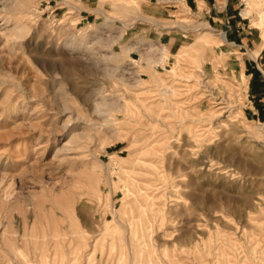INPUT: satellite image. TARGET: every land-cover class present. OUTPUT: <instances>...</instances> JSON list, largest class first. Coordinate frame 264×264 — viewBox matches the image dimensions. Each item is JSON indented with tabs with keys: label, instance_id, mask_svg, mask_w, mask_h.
<instances>
[{
	"label": "rangeland",
	"instance_id": "1",
	"mask_svg": "<svg viewBox=\"0 0 264 264\" xmlns=\"http://www.w3.org/2000/svg\"><path fill=\"white\" fill-rule=\"evenodd\" d=\"M230 2L237 9L224 23L232 37L222 45L221 23L209 22L189 0H33L20 21L0 11V264H139L135 227L147 243L146 264L261 262L264 115L249 112L252 73L264 78V26L254 23L264 5L245 17L246 0ZM18 22L24 26L11 35ZM201 36L204 44L170 73L175 57L163 61L162 53ZM232 46L242 53L233 55ZM166 85L177 99L162 93ZM221 95L235 100L231 109L260 144L233 132ZM140 130L159 149L157 168L167 182L151 229L145 221L129 227L124 211L135 202L123 186L137 192L154 158L143 143L132 147ZM113 208L119 216L110 224Z\"/></svg>",
	"mask_w": 264,
	"mask_h": 264
},
{
	"label": "bare ground",
	"instance_id": "2",
	"mask_svg": "<svg viewBox=\"0 0 264 264\" xmlns=\"http://www.w3.org/2000/svg\"><path fill=\"white\" fill-rule=\"evenodd\" d=\"M128 2H134L135 0H127ZM32 3H33V0H0V11L2 10V11H7V12H10V13H13L14 15H16V17L15 18H18V20L20 21L22 18H26V17H28V15H29V13L31 12V11H33V10H31V8H32ZM261 3H262V5H264V0H246V7H244L243 9H242V13H243V15L245 16V17H249V16H251V14H252V10H253V8L256 6V4L259 6V5H261ZM180 4V3H179ZM227 7V6H226ZM195 12V11H194ZM197 13V12H196ZM254 13V12H253ZM258 16H259V18H260V20L259 21H257V22H254L255 23V25H256V27H258V28H262L263 26H264V10L263 9H261V10H259L258 11ZM23 20V19H22ZM137 20V19H136ZM182 21H186V20H182ZM210 24V23H209ZM209 24H207V28H210V26H209ZM19 26H24L23 24H21L20 22H18L17 23V25H16V27H14V29H12L11 31H10V34L11 35H15V34H17L18 33V30H17V27H19ZM205 36H201L195 43H193V44H190V45H188V46H183L178 52H176V53H170V52H163L162 53V56H161V59L163 60V61H167L168 60V58H169V56L170 55H173L174 57H175V62H174V65H173V67H172V69H170V73H173V75L174 74H178V71H179V68H181L182 66H181V63H182V60L184 59V58H186L187 56H192V50L191 49H198L199 47H201L203 44H204V42H205V40H203V38H204ZM225 40H226V37H225V34L224 33H221V35H220V37H219V43L222 45V44H224V42H225ZM227 41V40H226ZM229 43V42H228ZM231 44V43H230ZM233 44V43H232ZM233 45H235V44H233ZM233 48H234V46H232ZM262 49H264V42L260 45V47H259V50H258V52H260ZM206 52H207V50H205ZM232 52V54L233 55H237V54H239V53H242L239 49H237V48H234V50L233 51H231ZM257 53V52H256ZM205 54V53H204ZM206 56V55H205ZM207 58V57H206ZM204 60V59H203ZM139 61H141V59L139 60ZM139 63V62H138ZM223 63V62H222ZM227 63V62H226ZM146 68V67H145ZM215 71V70H214ZM246 73V72H245ZM217 75H219V74H217ZM246 75V74H245ZM182 79V78H181ZM174 80V79H173ZM210 80V79H209ZM209 80H206L205 78H202L201 79V82H202V84L205 86V87H209ZM200 81V80H199ZM247 81V80H246ZM55 82H57V80H55ZM137 82H139V83H141V81L140 80H138ZM175 85V84H174ZM204 87V88H205ZM58 89H60V91L61 92H65V90H63V87H61V86H59L58 87ZM158 89H159V87H158ZM160 90H164L165 92H162V93H169L170 95H172L175 99H177L176 98V95L177 94H179L178 92H177V89L176 88H174V86L173 85H166V86H163V87H161L160 88ZM205 91V90H204ZM166 96V95H165ZM196 96V95H195ZM156 97V94H154V95H151V96H148L146 99H150L149 100V102L150 103H156V101H157V99L158 98H155ZM209 97V96H208ZM193 98V97H192ZM220 98V97H219ZM146 99H141L140 98V100L141 101H145ZM240 99V98H239ZM114 100H116V99H114ZM183 100H184V98H183ZM160 101V100H159ZM202 101V100H201ZM235 100L233 99V98H230L229 96L227 97V96H223L222 97V95H221V98H220V101L218 102V104L220 105L219 106V108H220V110L222 109V113H223V116H225L224 118H225V121H227L228 122V125L231 127V128H233V132L234 133H237L238 134V136L240 137V138H242L243 139V141L244 142H252V144H253V142H256V143H258V144H260V142H259V140L257 139V131L254 129V128H252L251 126H249V125H246V124H243L239 119H238V117L240 116L239 115V110H234V109H231L232 108V103L234 102ZM102 102H104V101H102ZM102 102L100 101V103L102 104ZM108 102H110V103H112L113 104V102H111V101H108ZM99 103V102H98ZM97 103V104H98ZM99 103V104H100ZM172 104H176V105H180L181 103H183V101H173L172 100V102H171ZM187 103V102H186ZM115 105V104H114ZM148 105V104H147ZM98 106V105H97ZM103 106V105H102ZM113 106V105H112ZM238 106H239V104H238ZM100 107V106H99ZM121 107V106H120ZM170 107V106H169ZM109 109H110V107H109ZM120 109V108H119ZM185 110V109H184ZM188 111V110H187ZM216 112H218V111H216ZM189 113V112H188ZM227 113V114H226ZM146 114V113H145ZM210 115V114H209ZM216 116V115H215ZM175 117V116H174ZM171 118V117H170ZM207 118V117H206ZM223 118V117H222ZM191 119V118H190ZM214 119V118H213ZM206 120V119H205ZM198 121H199V119H198ZM222 121H223V119H222ZM191 122V121H190ZM187 123H189V120H188V122ZM220 123V122H219ZM206 124V123H205ZM213 124V123H212ZM174 125V124H173ZM189 125V124H188ZM197 125V124H196ZM212 126V125H211ZM222 126V125H221ZM228 126V127H229ZM177 127V126H176ZM196 127V126H195ZM208 127V126H207ZM131 128V127H130ZM200 128V127H199ZM216 128V127H215ZM136 129V128H135ZM194 129V128H193ZM178 130V129H177ZM186 130V129H185ZM232 130V129H231ZM184 131V130H183ZM189 131V130H188ZM195 131V130H194ZM193 131V132H194ZM228 131V130H227ZM223 132V131H222ZM156 133V132H155ZM216 134V133H215ZM217 134H219V133H217ZM222 134V133H221ZM133 135V134H132ZM189 135V134H188ZM160 136V135H159ZM85 136H83V138H84ZM198 137V136H197ZM223 137V136H222ZM132 138V137H131ZM225 138V137H224ZM150 139V138H149ZM160 140V139H159ZM158 140V141H159ZM209 140V139H208ZM210 141V140H209ZM227 141V140H226ZM169 142V141H168ZM138 143H143V146H142V148H141V150L143 149L144 151V153H151L153 156H154V158H151V159H149L148 161L149 162H147L146 163V165H145V168H144V175L146 176L145 177V179H143L142 180V182L141 183H139L138 184V191L137 192H135L134 190H132L129 186H126V184H125V186H123L124 188H125V196H126V198L128 199V200H130V198L131 197H133L134 198V204H128L127 206H126V210H124V211H126L128 214H129V220H130V226L129 227H133V224H135V223H137L138 222V225L140 226V224H143V221H145L146 222V224H147V228L148 229H151L152 228V216H151V214L152 213H154L155 211H158V210H160V203H159V196H160V194L162 193V190L160 191V187H163L164 185H166L167 186V182H166V180H164L163 179V175L161 174V171H159L158 170V166H157V163H158V161H157V155L159 154V149L157 148V146H155V145H151L150 146V144L148 143V136H147V133H144L143 131H137L136 133H135V135H134V137H133V142H132V147L133 146H135L136 144H138ZM171 143V142H170ZM202 143H204V142H202ZM210 143V142H209ZM255 144V143H254ZM187 145H189V143L187 144ZM204 145V144H203ZM257 145V144H256ZM150 146V147H149ZM198 148V147H197ZM215 148V147H214ZM211 149H213V148H211ZM201 154V153H200ZM203 154V153H202ZM204 155V154H203ZM113 156V155H112ZM202 156V155H201ZM205 157H206V155H204ZM146 160V159H145ZM121 161V160H120ZM140 161H142V160H140ZM196 161V160H195ZM197 161H199V159L197 160ZM201 161V160H200ZM138 163V162H137ZM200 163V162H199ZM198 163V164H199ZM204 163V162H203ZM119 164V163H118ZM122 164V163H121ZM139 164V163H138ZM141 164V163H140ZM209 164H207V166H208ZM128 166V165H127ZM125 167V166H124ZM132 168H133V166H131ZM207 168V167H206ZM137 169V168H136ZM130 170V169H129ZM136 171V170H135ZM132 173V172H131ZM136 173V172H135ZM139 174V173H138ZM217 174V173H216ZM135 175V174H134ZM149 175H153V176H155V177H153V178H155V179H153V178H148V176ZM227 174H224V172H222V173H220V177L223 179H226L227 181H229V182H235L234 180H231V179H229V178H227V176H226ZM204 176V175H203ZM218 177V176H217ZM119 179V178H118ZM117 179V180H118ZM129 179V178H128ZM179 180V179H178ZM177 180V182H178V185H179V181ZM120 181H123V179H121ZM129 181V180H128ZM132 181V180H131ZM215 182V181H214ZM121 183V182H120ZM163 183V184H162ZM236 183V182H235ZM130 184H132V183H130ZM176 184V183H175ZM121 185H123V184H121ZM161 185V186H160ZM135 187V186H134ZM121 188V187H120ZM178 190V189H177ZM163 194V193H162ZM161 194V195H162ZM260 198V197H259ZM262 200V199H261ZM130 202V201H129ZM263 202V201H262ZM261 202V203H262ZM213 204H215V203H213ZM259 205V204H258ZM258 205H256L255 204V206H258ZM122 207V206H121ZM210 207H211V205H210ZM219 208H220V205L218 206ZM213 210V209H212ZM151 211V212H150ZM111 212H113L114 213V217H113V219H110V220H108V223H110V224H113V222H116V221H118V216H119V213H118V208L116 209V208H113V211H112V209H111ZM121 212V211H120ZM122 216H123V214H122ZM229 216V215H228ZM154 218H155V216H154ZM228 218V217H227ZM216 219L218 220V218L216 217ZM261 219V218H260ZM127 220V219H126ZM214 220H215V218H214ZM247 220V219H246ZM249 220V219H248ZM264 221V220H263ZM254 223H255V225L256 226H261L262 225V223H260V221L259 220H257V218H256V220H254ZM136 226V225H135ZM146 226V225H145ZM159 226V225H158ZM213 227H215V224H214V226ZM236 227V226H235ZM234 227V228H235ZM243 227V226H242ZM252 227V226H251ZM199 228V227H198ZM210 228H212V226L210 227ZM241 228V227H240ZM247 228H248V226H247ZM257 228V227H256ZM125 229V228H124ZM131 229V228H130ZM260 229V228H259ZM126 230V229H125ZM145 230H146V228H145ZM205 230H206V228H205ZM208 230V229H207ZM206 230V231H207ZM240 230V229H239ZM242 230H243V228H242ZM248 230V229H247ZM127 231V230H126ZM139 231L140 230H138V228L137 227H135V232H136V234L138 235V239H139V242H137V244H138V246H139V244H140V248H141V254H140V257H139V254H138V258H139V264H146V260H147V258L148 257H146L145 255H144V245L145 244H147L146 243V240H145V238L143 237V235H142V233H139ZM157 231V230H156ZM230 231V230H229ZM237 231V230H236ZM241 231V230H240ZM150 232H152L151 230H150ZM216 232V231H215ZM247 233H248V231H246ZM130 233H131V231H130ZM133 233H134V231H133ZM201 233V235H203V233L205 234V232H200ZM199 233V234H200ZM227 233V232H226ZM237 233V232H236ZM242 233H243V231H242ZM148 234V233H147ZM214 234V233H213ZM216 234V233H215ZM239 235H240V233H238ZM244 234V233H243ZM253 234V233H252ZM193 236V235H192ZM196 236V235H195ZM194 236V237H195ZM249 236V235H248ZM134 237V235H132V238ZM154 237V236H153ZM239 237V236H238ZM6 238H7V236H6ZM150 238V237H149ZM196 238V237H195ZM215 238V237H214ZM217 238V237H216ZM214 239V240H217V239ZM229 238V237H228ZM250 238V237H249ZM2 238H0V240H1ZM124 239V238H123ZM134 239V238H133ZM132 239V240H133ZM151 239V238H150ZM150 239H148V240H150ZM199 239V238H198ZM240 239V238H239ZM242 239V238H241ZM243 239H245V237H244V235H243ZM247 239H248V237H247ZM191 240V239H190ZM250 240V239H249ZM181 241V240H180ZM207 241V240H206ZM237 241V240H236ZM127 242V241H126ZM151 241H149V243H150ZM177 242V241H176ZM192 242V241H191ZM200 242V241H199ZM228 242V241H227ZM257 242V241H256ZM178 243V242H177ZM182 244L184 243V242H181ZM185 243H187V240H186V242ZM188 243L190 244V242H189V240H188ZM208 243V242H207ZM136 244V245H137ZM151 244V243H150ZM220 244V243H219ZM256 244V243H255ZM4 245V244H3ZM158 245V247L160 246V244H157ZM185 245V244H184ZM194 245V244H193ZM153 247H151V248H154V245H152ZM165 246V245H164ZM181 246H183V245H181ZM190 246V245H189ZM253 245H251V247H252ZM116 247V246H115ZM137 247V246H136ZM216 247V246H215ZM234 247V246H233ZM113 248V247H112ZM147 247H145V249H146ZM174 248V247H173ZM237 248V247H236ZM179 249H182V248H179ZM4 250V249H3ZM6 250V249H5ZM138 250V249H137ZM163 250V249H162ZM174 250V249H173ZM214 250L215 249H213V252H214ZM237 250V249H236ZM139 251V250H138ZM164 251V250H163ZM243 251V250H242ZM8 252V251H7ZM161 252V251H160ZM166 252V251H165ZM174 252V251H173ZM188 252V251H187ZM207 252V251H206ZM212 252V253H213ZM258 252V251H257ZM147 253V252H146ZM237 253V252H236ZM167 254V253H166ZM173 254V253H172ZM189 254V253H188ZM148 255V254H147ZM209 255V254H208ZM237 255V254H236ZM129 256V255H128ZM153 256H154V253H153ZM159 256V255H158ZM160 256H162V255H160ZM165 256V255H164ZM192 256V255H191ZM214 256V255H213ZM13 257H14V255H13ZM200 257H201V255H200ZM217 257V256H216ZM215 257V258H216ZM257 257H259L260 258V260H261V262L259 263V264H264V252H262V253H260L259 254V256H257ZM136 258H137V256H136ZM122 259V258H121ZM176 259H177V262L180 260V258L179 257H176ZM26 260V259H25ZM105 260V259H104ZM108 260V259H107ZM123 260V259H122ZM137 260V259H136ZM154 260V259H153ZM226 260V259H225ZM148 261H150V259L148 260ZM228 261V260H227ZM151 262V261H150ZM212 262H213V260H212ZM226 262V261H225ZM224 262V263H225ZM12 263V262H11ZM211 263V262H210ZM231 263V262H230ZM13 264H15V263H13ZM29 264V263H28ZM137 264H138V262H137ZM150 264V263H149ZM160 264H162L161 262H160ZM174 264H176V263H174ZM204 264V263H203ZM214 264V263H213Z\"/></svg>",
	"mask_w": 264,
	"mask_h": 264
},
{
	"label": "crops",
	"instance_id": "3",
	"mask_svg": "<svg viewBox=\"0 0 264 264\" xmlns=\"http://www.w3.org/2000/svg\"><path fill=\"white\" fill-rule=\"evenodd\" d=\"M189 1L192 3V5H194V7L198 8L197 11L201 12L203 17L209 18V22H213V20L215 21V23L220 22L221 24L217 26V29L221 31V33H224L226 40L230 42L232 32L227 30V26L225 25L224 20L226 16L233 14L232 12L237 9V5L230 2V0H226L227 7L221 10L216 6V4H218L217 0L216 2L212 3V6V0ZM200 4L202 5V8L200 7ZM251 91L253 93L252 96L255 98V104L253 106V112L249 113L254 115L255 113L259 114L261 112V114L264 115V78L258 70H254V74L252 73Z\"/></svg>",
	"mask_w": 264,
	"mask_h": 264
}]
</instances>
